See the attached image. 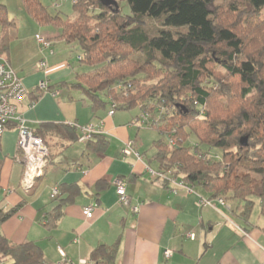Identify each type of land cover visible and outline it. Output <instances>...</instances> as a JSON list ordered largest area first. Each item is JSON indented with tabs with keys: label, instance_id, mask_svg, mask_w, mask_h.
<instances>
[{
	"label": "trees",
	"instance_id": "trees-1",
	"mask_svg": "<svg viewBox=\"0 0 264 264\" xmlns=\"http://www.w3.org/2000/svg\"><path fill=\"white\" fill-rule=\"evenodd\" d=\"M22 1L34 19L58 27V38L84 52L79 60L88 69L62 86L82 91L95 112L115 104L116 110L149 114L151 126L175 142L156 143L161 170H171L192 188L203 187L211 198L229 201L241 220L250 221L257 205L264 216V0H227L240 21L238 29L216 15L221 0H126L130 14L123 13L120 0L119 9L100 0H73L74 21L50 15L42 0ZM91 18L97 22L91 24ZM150 19L160 22L154 35L144 29ZM255 20L262 25L255 34L259 45L251 52L245 38ZM14 26L0 0V55L6 59ZM231 79L238 83L236 90ZM120 84L131 86L120 89ZM76 130L70 124L42 123L37 134L50 146L54 136L79 140ZM87 142L95 153L104 154L108 146L99 132ZM2 165L0 160V180ZM68 192L72 198L77 188L70 186ZM60 209L48 214L50 229L62 217ZM118 252L119 242L99 244L90 261L118 264ZM4 258L11 264H47L36 241L14 243L0 235Z\"/></svg>",
	"mask_w": 264,
	"mask_h": 264
},
{
	"label": "crops",
	"instance_id": "crops-1",
	"mask_svg": "<svg viewBox=\"0 0 264 264\" xmlns=\"http://www.w3.org/2000/svg\"><path fill=\"white\" fill-rule=\"evenodd\" d=\"M57 36L58 33L52 32L51 37L60 39ZM53 44L48 57L41 58H45L48 65L43 71L49 80L47 91H52L45 94L52 93V96L39 99V85H33V58L23 59L21 56L22 59L14 61L9 49L7 59L27 89L18 104L19 111L28 125L36 130L42 123L93 125L106 136L108 146L101 154L89 149L88 142L72 140L67 134L52 137L50 164L29 192L20 186L24 165L17 160L18 152L11 159L0 157L3 161L0 235L14 243L36 241L44 251L47 264L63 260L60 250L74 264H93L90 261L93 249L99 244L116 242H119L118 264H264V216L258 213L248 222L241 220L233 214L229 201L220 203L217 198H211L208 191L200 189L203 187H196L191 192L186 189L175 191L167 181L150 176L145 156L142 160L128 157H132V165L123 164L122 168L108 164L110 138L118 140L121 153L124 143L132 140L127 139L128 127H122L116 121V112L112 116L107 113L104 120H96L93 117L96 112L82 98L86 96L82 91L79 100L70 92L75 89L62 86L69 90L63 93L55 87L53 80L62 81L57 80L61 75L56 77L60 72H65L64 78L73 82L81 66L72 68L67 65L62 59L63 53L58 54ZM71 46L65 42V49ZM48 97L53 101V109L42 107ZM12 129L18 133L15 123L5 132ZM76 134L80 135V131L76 130ZM73 148H81V153L77 150L72 155L69 152L64 154ZM135 148L139 150L136 141ZM60 155L63 157L56 161ZM157 169L160 170V165ZM120 177L128 181L129 204L120 202L114 184ZM70 186L77 188V194L72 198H69ZM56 187L61 192L58 198H53ZM201 198L211 200V205L199 206ZM88 205H97L91 220L83 214V208ZM58 206H61L62 217L57 226L50 229L48 214ZM134 206L139 207L137 212L133 211ZM12 209L17 211L3 221L2 215ZM167 249L173 250L169 259L165 258ZM11 263V259H0V264Z\"/></svg>",
	"mask_w": 264,
	"mask_h": 264
},
{
	"label": "rangeland",
	"instance_id": "rangeland-1",
	"mask_svg": "<svg viewBox=\"0 0 264 264\" xmlns=\"http://www.w3.org/2000/svg\"><path fill=\"white\" fill-rule=\"evenodd\" d=\"M76 1V0H75ZM118 1V0H117ZM3 4L7 7L8 10V17L11 20L15 21V26L11 27L9 29V37L11 39L10 43V56H13V60L16 61L20 59H29L33 58V85L37 86L40 85L41 81H45L48 83V79L44 77V70L38 69L36 66L37 63L41 61V58L43 57H48L47 54H50L49 48L42 47L39 42L36 39V34H40L44 38L47 39V42L53 44V49L56 50L58 54L60 52L63 53V60L67 65H71L72 68H78L80 67L81 70L78 71H83L85 69H88L87 65L82 63L79 60V56L84 55V52L82 48L78 44H73L71 47H68V49H65V42L60 41L61 39H55L51 37L52 32L58 33L59 28L56 26L52 25H45L39 23L36 19H34L25 9L23 1L22 0H2ZM74 1L73 0H42L43 5L47 8L48 12L52 16H57L59 15L60 17L74 21L78 17V13L74 9ZM120 7L123 10V13L125 14H130L131 10L130 7L127 3L126 0H120ZM229 4L230 1L227 0H221L218 1L216 4V15L220 17L221 20L225 21L227 24H231L232 26H239L237 27L240 28L241 26L240 21L236 20V17L232 14L231 10L229 9ZM97 11H95L96 13ZM264 14V13H263ZM232 16V18H231ZM91 24H94L97 22L94 18H91ZM250 24V23H248ZM262 23L259 22V20H255L252 22L253 26V32L249 31V36L246 35L245 41L250 48L251 52L255 51V46L259 45L256 30L258 28H261ZM160 27V22L157 20H147L146 24L144 25V29L149 32V34L154 35L156 34V31ZM249 29V25H248ZM247 29V30H248ZM250 30V29H249ZM242 33V31H239ZM246 34V33H245ZM248 34V33H247ZM253 41V42H251ZM262 43L263 41L260 42V47L262 50ZM64 44V45H63ZM259 47V48H260ZM254 48V49H253ZM12 52V53H11ZM258 52L256 51V54ZM22 56V58H21ZM45 60V58H44ZM56 62H58L56 60ZM55 62V63H56ZM224 72V71H222ZM43 76L42 79L39 77ZM57 80H62L56 82L53 80V83L55 87H58L61 92H68V89H64L61 85V82L63 81H68L67 79L69 78H64L63 75H66L65 72H60L59 75L56 77H59ZM76 81V79L74 80ZM230 84L234 90H236L238 83L235 81V79H231ZM47 90H41L40 87L37 88V93H38V99L39 97L45 98L47 95L45 94ZM47 92H52V91H47ZM72 94H75V97H77L79 100L81 97L80 95H83L81 91L79 90H70ZM52 96V93H49ZM53 98V97H52ZM68 98V96H67ZM84 100H87L89 103V99L86 96L82 97ZM41 100V99H40ZM235 102V101H234ZM42 107L44 109H53V101L48 97L47 99L44 100ZM110 106H107L105 108H102L96 112V114H93V117L96 118V120H101L106 118V114L110 110ZM92 110V109H91ZM140 110L138 108H134L131 110H116V121L118 123H121L122 127L125 125V127H128L126 129V133L128 134L127 139H132L136 141V146L139 148V151L143 153V157L145 156V162L149 165L152 166V168L157 169L159 166L158 160L156 159V153H157V146L156 143L158 141H163L164 143L171 144L170 143V138L168 134H161V132L152 127L151 125L144 123L143 120L140 118ZM17 137L18 133L17 130H9L6 131L2 137V148L0 149V157L1 158H14L18 152V145H17ZM193 137V136H192ZM195 139V138H193ZM111 144L109 147V150L107 152V160L109 165H113L114 168H122L123 164H131L129 158L127 160H124L122 155H120V144L118 140L115 138H110ZM127 142V141H126ZM50 147V146H49ZM78 150L79 153H81V148H73L67 150L64 154H67L68 152L72 155ZM207 150V149H205ZM214 153L216 154H221L219 150H214ZM94 154V153H93ZM92 154V155H93ZM19 152L17 157H19ZM63 155V154H62ZM60 155L59 157H56L57 160H61L63 157ZM95 155V154H94ZM132 159H136L135 157ZM116 162V163H114ZM202 190H205L204 188H200ZM260 211L259 205L256 206L255 211L253 213V216L257 215Z\"/></svg>",
	"mask_w": 264,
	"mask_h": 264
},
{
	"label": "built area",
	"instance_id": "built-area-1",
	"mask_svg": "<svg viewBox=\"0 0 264 264\" xmlns=\"http://www.w3.org/2000/svg\"><path fill=\"white\" fill-rule=\"evenodd\" d=\"M36 39L42 47L51 48L52 44L47 42V39L40 34L36 35ZM38 69L46 70L48 65L45 60H41L37 64ZM131 85L124 86L120 84V89L128 88ZM41 90H48V84L42 81L39 85ZM27 94V89L23 84L22 78L19 76L17 71L11 66L9 61L2 55H0V137L3 135L5 130L12 124L15 123L18 129V152H20L17 160L21 161L24 165V171L20 186L24 191L29 192L36 184L37 178L42 176L45 169L50 164L51 152L50 148L44 139L37 134V130L31 128L27 120L23 117L19 111V102ZM116 112L115 104L111 105L109 115L112 116ZM140 118L144 123L151 125V116L149 114H141ZM71 126L76 127L80 131V141L87 142L90 140L92 134L100 132L95 129L93 125H80L76 122H70ZM170 143L175 144L170 135ZM121 155L124 159L130 156H134L137 160H142V153L135 148V141L128 140L124 143L121 149ZM147 171L152 178L162 179L167 181L175 191L178 189H186L191 192L194 188L189 186L181 177L177 176L171 170H158L153 169L150 165H147ZM117 188V193L120 197V202L129 204V196L127 195V181L123 178H117L114 181ZM60 194L59 188L53 189L52 197L56 198ZM217 200L225 204V200L218 197ZM211 205V200L201 198L199 200V206ZM97 205H88L83 208V214L91 220L94 217V211ZM138 206L133 207V211L137 212ZM193 237L194 234H191ZM63 255V260L57 264H74L72 261L66 259L65 253L60 250ZM173 256V250L167 249L165 251V258L169 259ZM84 263H87L84 261Z\"/></svg>",
	"mask_w": 264,
	"mask_h": 264
},
{
	"label": "water",
	"instance_id": "water-1",
	"mask_svg": "<svg viewBox=\"0 0 264 264\" xmlns=\"http://www.w3.org/2000/svg\"><path fill=\"white\" fill-rule=\"evenodd\" d=\"M100 2L105 6H114L116 9H119V3L117 0H100ZM242 142L246 145L247 138H242Z\"/></svg>",
	"mask_w": 264,
	"mask_h": 264
}]
</instances>
